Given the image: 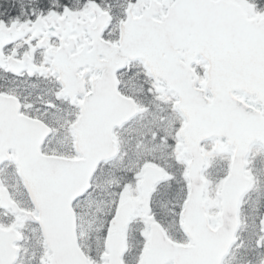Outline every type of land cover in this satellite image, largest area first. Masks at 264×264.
Listing matches in <instances>:
<instances>
[{
  "label": "snow or ice",
  "instance_id": "snow-or-ice-1",
  "mask_svg": "<svg viewBox=\"0 0 264 264\" xmlns=\"http://www.w3.org/2000/svg\"><path fill=\"white\" fill-rule=\"evenodd\" d=\"M0 264H264V0H0Z\"/></svg>",
  "mask_w": 264,
  "mask_h": 264
}]
</instances>
